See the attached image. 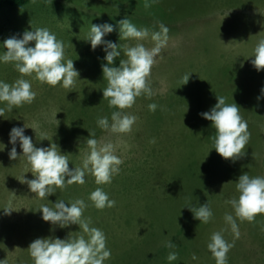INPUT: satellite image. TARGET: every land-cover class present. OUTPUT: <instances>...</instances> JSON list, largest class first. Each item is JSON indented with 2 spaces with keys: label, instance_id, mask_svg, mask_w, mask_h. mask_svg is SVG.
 <instances>
[{
  "label": "rangeland",
  "instance_id": "rangeland-1",
  "mask_svg": "<svg viewBox=\"0 0 264 264\" xmlns=\"http://www.w3.org/2000/svg\"><path fill=\"white\" fill-rule=\"evenodd\" d=\"M237 1L241 3L239 6L208 0L202 7L192 5L194 1L189 3L188 0H155L154 3L148 0L151 6L145 8V0H37L35 4L31 0L26 5L7 6L0 11V55L7 51L3 47L6 39L13 36L20 39L26 30L47 28L63 41L64 62L73 60L79 73L71 89L41 84L34 74L23 77L31 82L35 100L13 108L11 112L5 111L0 117V252L3 242L11 243L16 247L8 255L11 261L34 264L28 251L34 240L78 236L77 225L61 228L45 222L40 209L31 211L25 218L21 212L28 209V199L19 201L16 197L13 200V195L3 197L5 190L11 193L21 188L16 183V174L23 172L26 177L31 173L23 156L17 160L9 158L13 147L9 142L10 131L25 125L34 127L35 131L25 128L24 134L32 138L35 147L57 145V151L68 158L69 170L82 167L83 160L78 158L89 151L87 138L116 146L115 154L123 161L119 174L126 177V183L121 181L112 185L111 181L97 185L94 177L86 173L84 184L58 188L41 199L42 206L48 207L61 200L70 206L81 199L87 205L84 215L89 216L92 210L97 213L95 221L103 229L106 247L111 251V257L104 264H184L194 252L189 248L200 245L201 239L206 245L201 246L199 252L200 264L214 263L207 244L212 233L228 227L224 216L233 213V209L225 201L238 198L236 182L239 176L247 173L250 177H264V96L261 95L264 70L257 71L251 63L254 48L264 39V1ZM126 17L137 29H148L152 33L159 31V24L163 23L169 32L167 46L151 69L152 97L136 98L133 107L126 110L137 117L131 132L116 135L97 125V119L105 116L111 123V113L116 110L109 108L108 101L103 100V89L107 86L102 72V65L107 64L105 45L93 50L90 41L85 39L92 25H111L113 31L103 40L119 45L121 55L112 65L119 67L120 59H126L124 46L137 43L119 38V21ZM237 17L241 23L235 22ZM141 43L148 48L153 46L150 37ZM29 46H34V42ZM203 48L207 55L199 54ZM242 50L246 58L241 57ZM209 56L221 58L212 61V69L207 63ZM223 65L232 68L215 75ZM243 68L245 70H239ZM186 74L190 75L189 80L183 84ZM19 78L13 63L0 61V82L12 84ZM233 78L242 85V102L238 99L236 104L251 134L244 149L245 156L235 162L222 158L213 143L205 141L201 134L205 118L200 115L210 112L218 102L217 96L225 97L228 104L234 103L230 91L236 84ZM153 103L157 105L154 112L148 108ZM4 106L0 103V107ZM167 106L175 110H169ZM205 128L212 133L211 128ZM89 132L94 136L90 137ZM171 141L172 146H169ZM208 147L210 152L212 150L211 158ZM16 149L18 155L23 154L19 141ZM193 152L204 155L190 156ZM186 161L185 168L190 173L185 176L177 168ZM157 177L167 180L155 185ZM97 187L115 201L114 208L105 207L100 211L94 207L89 196ZM201 201L213 204L210 207L221 214L226 210L223 219L212 211L216 218L208 222L207 233L206 223H201L174 241L173 236L185 228L190 218V215L189 218L180 215L179 210L186 208L190 212L189 208H196ZM11 203L12 216L4 212V209H10ZM227 207L230 208L227 210ZM18 217L23 218L16 222ZM84 219L87 220V216ZM140 221L143 230L150 224L151 227L137 240V232L142 226ZM237 223L238 238L230 228L223 233L229 243H234L227 254L228 264H264V214L256 216L252 223ZM197 228L203 232L202 238ZM167 241L175 247H165ZM173 251L178 258L169 261L167 257ZM186 264L194 262L189 260Z\"/></svg>",
  "mask_w": 264,
  "mask_h": 264
},
{
  "label": "clouds",
  "instance_id": "clouds-1",
  "mask_svg": "<svg viewBox=\"0 0 264 264\" xmlns=\"http://www.w3.org/2000/svg\"><path fill=\"white\" fill-rule=\"evenodd\" d=\"M154 3L155 0H152ZM37 3V0H32ZM145 8L151 6L145 0ZM159 31L149 33L148 29H137L126 17L119 21L120 40H135L134 46H124L126 59H120L119 67L112 66L114 60L121 55L116 43L103 40L107 33L113 31L109 24L92 25L88 37L91 48L104 44L106 53L104 59L106 65H102L103 78L107 86L103 89V100L108 101L109 108L116 109L109 118L99 117L97 125L111 134L122 135L131 132L137 117L127 112L136 102V98L153 95L149 84L151 69L156 63V58L167 46L169 29L159 24ZM151 39L153 46L146 47L141 41ZM34 42V46H29ZM3 47L7 49L0 55V61L13 63L20 74V78L9 84L0 82V117L5 111L11 112L13 108L31 104L36 93L32 90V84L25 76H33L41 84L51 87L57 85L64 89H71L79 73L74 68L73 60L65 63V51L63 41L57 39L55 34L47 28H37L25 31L22 38L15 36L6 39ZM251 60L257 71L264 70V39L259 40L254 48ZM190 75L183 77L186 84ZM264 96V88L261 89ZM259 100L260 97H257ZM217 103L210 112L200 115L211 121L215 129L213 148L225 160H236L245 156V147L250 139L247 121L240 115V107L236 103H226V98L217 96ZM150 111H155L156 104H149ZM25 128L13 127L10 131L9 142L13 145L9 152L11 160H17L23 156L30 172L35 177L32 180H24L30 190L36 196L43 199L56 192V189H64L73 184H84L86 173L91 174L97 185L109 184L113 175L119 173V166L123 161L115 154L116 146L111 142H101L95 138H87L86 145L89 151L85 154L82 167L69 170V161L66 155L57 151V145L52 143L50 147H35L32 138L24 134ZM35 131V130H34ZM264 131V129H262ZM90 133V132H89ZM94 133H90L93 137ZM19 141L22 155H18L16 144ZM154 142V141H153ZM69 177V179H65ZM238 198L233 197L225 201L233 209V213H225L224 221L228 226L220 231L212 233L207 249L215 260V264H228L227 254L234 243H229L223 233L230 228L236 238L239 237L237 221L252 223L256 216L264 214V177H250L247 173L239 176L236 182ZM90 201L98 210L105 207H114L115 201L110 200L107 193L101 187L91 192ZM66 206L64 201H57L54 208L41 206L42 219L59 225L61 228L75 224L82 230V234L76 237L69 236L67 239L38 238L28 247L29 254L34 264H104L111 257V251L106 247L104 232L96 227H90V220L83 219V213L87 205L84 200L78 199ZM194 218L202 223H208L212 218L211 208L207 203L199 208H189ZM5 214H10V209H4ZM87 237V238H85ZM165 247L174 248L171 241L165 243ZM178 258L176 252H170L167 259L174 261ZM195 259V257H193ZM0 264H7L6 259L0 260Z\"/></svg>",
  "mask_w": 264,
  "mask_h": 264
},
{
  "label": "trees",
  "instance_id": "trees-1",
  "mask_svg": "<svg viewBox=\"0 0 264 264\" xmlns=\"http://www.w3.org/2000/svg\"><path fill=\"white\" fill-rule=\"evenodd\" d=\"M31 0H0V11L3 9V8H5V7H7V6H12V7H16V6H23V5H26L27 3H29ZM189 1V3H192V1H194L193 2V4L192 5H196V6H198V5H202V7H204V5H206L207 3H208V0H188ZM204 1H205V3H204ZM223 4H229V5H232V6H239L241 3L239 2V1H237V0H232V1H230L229 2V0H220ZM260 1H264V0H260ZM225 10H227V9H225ZM235 22H239V23H241L240 22V19L237 17V18H235ZM243 52L241 53V57H247V55L245 56V54H243V53H245V51L244 50H242ZM209 53H210V51H209ZM200 55H204V54H206L205 53V49L203 48V50H202V52L201 53H199ZM207 55V54H206ZM209 55V54H208ZM216 60H221V58H214V57H212V56H209V58H208V60H207V63H208V67L210 68V69H212V61H216ZM238 60V59H237ZM237 60L235 61V63H234V66L236 67L237 66ZM249 60V59H248ZM232 67H229L228 68V66L227 65H223V66H220L216 71H215V75H217V74H220V73H223L224 71H227V72H229V69H231ZM245 68H247V67H245ZM245 68H243V69H239V70H245ZM229 75H231L230 73H229ZM233 79H235V78H233ZM235 81H236V84H235V86H234V90L233 89H231L230 88V91H231V94H232V96H233V98H234V103H236L237 101H238V99L242 102V99H241V92H242V85H241V83L237 80V79H235ZM240 105H242V103H240ZM168 107V109L169 110H175V109H172L170 106H167ZM206 126H208L209 128H211V132L212 133H209L208 131V129L207 128H205ZM201 134L203 135V137L205 138V141L208 143V142H212V143H214V141H213V139H212V137H214V135H215V129L214 128H212V126H211V121H209V120H207V119H204V121L202 122V124H201ZM169 146H172V141L170 142V144H169ZM208 149H209V152H210V148L208 147ZM88 152V150H86L85 152H84V154L80 157V158H78L79 160H83V158H84V156H85V154ZM211 153H212V150H211V152L210 153H208V157H210L211 158V156H209V154L211 155ZM203 156L204 155V153H200V154H196L195 152H193L190 156ZM186 165H187V161L184 163V164H182L181 166H179L177 169H178V171L180 172H182L185 176L186 175H189V173H190V170L189 169H187V168H185L186 167ZM22 178L24 179V180H32V179H35V177L32 175V173H30V174H28L26 177L24 176V173L22 172V173H20V174H16V183L17 184H19V185H21V188L19 189V190H14V191H11V193L8 191V190H5V195L3 196V197H6V196H8V195H13V200L17 197L18 198V200L19 201H23V200H25V199H28L29 200V203H28V209H25V210H22V212H21V215L22 214H25V218H27L29 215H31L30 213H31V211L32 212H36V211H38L39 209H41V206H42V203H41V198H39L38 196H36V193H33L31 190H30V188H29V185L26 183V182H22ZM165 180H167L166 178H156V183H154L155 185L157 184V183H160L161 181H165ZM121 181H123L124 183H126L127 182V179H126V177L125 176H120V174L118 173V174H115V175H113V178H112V185H115V184H120V182ZM13 202V201H12ZM205 203H207V202H203V201H201V202H199L198 204H197V206H196V208H199V206H202V205H204ZM196 203H194V205H195ZM208 204V203H207ZM12 203L8 206V207H10V210H11V216H12V212H13V208H12ZM211 206H213V204H210ZM210 205H209V207H210ZM222 207H224V208H226V206H222ZM50 208H54V204H53V206H51ZM114 208V207H113ZM211 208V207H210ZM230 207H227V210L229 209ZM151 210H152V208H151ZM101 211V210H100ZM211 211H213L214 212V214H220L219 216H220V219L222 220L223 218H222V215H223V213L226 211H224L222 214L221 213H219V212H217V210H215L214 208H211ZM94 212V210H92L91 212H90V214H89V216L88 215H84L83 214V219L87 216V220H90V223H91V225H92V227H96V228H98V229H100V230H102L103 231V229L97 224V222L95 221V219H96V217H97V213H93ZM180 215H182V216H187L188 218H189V215H190V218H189V220L186 222V226H185V228H183L181 231H179L178 232V234H176L175 236H173V240L174 241H177V237L178 236H182V233H185L186 235H187V233H189L190 231H189V229H191V227H194V228H196L198 225H202L201 223L202 222H200L199 220H197V219H195L194 218V214H193V212L190 210V212H188V210L186 209V208H181L180 210H179V212H178ZM146 216L148 217V215L146 214ZM23 217H18L17 219H16V222H19L21 219H22ZM216 217H213L212 216V218L210 219V220H214ZM16 222H14L15 223V226L17 227L18 226V224L16 223ZM141 222V221H140ZM142 223V226L140 227V229H139V231L137 232V240L138 239H140V237H142L144 234H145V232L147 231V230H149L150 229V227H151V224L145 229V230H143V222H141ZM207 224L208 223H206L204 226L206 227V233H207ZM64 228H66V227H64ZM74 228H75V226H74ZM76 229V233H78V236L81 234V232H82V230H80L79 229V227H78V225H77V227L75 228ZM197 231L199 232V234H200V237L202 238V236H203V232L199 229V228H197ZM67 238H69V237H67ZM67 238H65V239H67ZM204 245H206L205 244V241L203 240V239H201V241H200V245H198V244H196V245H194L193 247H190L189 248V250L190 249H193L194 250V252L193 253H191V254H189V256H188V259H187V261L184 263V264H186L189 260H193V262H194V264H200V259H199V255H200V251H202L201 250V246H204ZM177 248V247H176ZM16 250V247L13 245V244H11V243H8V242H3V245H2V248H1V252H0V260H4V259H6V261H7V264H15L13 261H11L9 258H8V255H10L11 253H13L14 251ZM205 250H206V252H207V249L205 248ZM193 257H195V259H193ZM214 263H210V264H215V261H213Z\"/></svg>",
  "mask_w": 264,
  "mask_h": 264
}]
</instances>
